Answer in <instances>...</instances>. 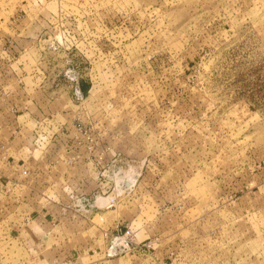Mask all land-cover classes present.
<instances>
[{"label": "rangeland", "instance_id": "374dc122", "mask_svg": "<svg viewBox=\"0 0 264 264\" xmlns=\"http://www.w3.org/2000/svg\"><path fill=\"white\" fill-rule=\"evenodd\" d=\"M37 8L0 0V44L16 15L36 42L11 48L19 110L0 103V264H264V0H45L53 29ZM44 116L65 128L35 149ZM81 126L105 136L107 160L75 140ZM24 161L52 169V198L67 184L99 198L76 214L92 222L41 203L45 190L8 191Z\"/></svg>", "mask_w": 264, "mask_h": 264}, {"label": "built area", "instance_id": "2783aa9c", "mask_svg": "<svg viewBox=\"0 0 264 264\" xmlns=\"http://www.w3.org/2000/svg\"><path fill=\"white\" fill-rule=\"evenodd\" d=\"M35 1L37 2V5H38L37 9L40 11L39 12L40 24H42V25L47 24V26H50L51 29L58 26L56 24V22L50 21L53 18H55L54 15H52L51 19H50L48 16H46L44 13L41 12V10H43L45 8V0H35ZM56 16L57 17L55 18V20L57 21L58 15H56ZM28 18H29L28 16H26L24 18L21 15H18V16L16 15L15 17H13L14 23L12 24V26H10V30H12L13 33L9 34L7 40H5L4 42H2L0 44V46L2 44H4L3 49L0 50V60L1 61L6 62L7 64H12V63L14 64L13 58H15L16 56L11 52L12 51L11 48H14L15 46H21L20 39L24 38L22 31L24 29H27L28 25L30 23H32V20L30 21V19H28ZM24 20H27L28 23L26 24L24 22ZM44 42L45 41H37V43L40 46H43L42 43H44ZM35 43L36 42H33L31 46H26V47L21 46V47L22 48L32 47V46H34ZM53 43H55V41H53ZM51 45H53V44H51ZM7 48H10V50ZM39 59H41V58H39ZM41 62H43V61H41ZM44 75H46L45 72H44ZM69 81H72V83L75 84V86H74L75 98L79 101L83 100L85 98V95L81 90L79 77L75 74H72L69 76ZM24 108H28V106L24 105ZM11 109L19 110V107L14 105L11 107ZM62 125H64V123L59 124V121L57 119L50 118V116L39 117L35 127L32 130V134H31V136H32L31 142H32L33 146H36L35 149H40V148L45 149L44 148L45 143L49 144L51 141H55V139H57V137L59 135L58 131L64 129L65 127H62L60 129L56 130V129H54V126L60 127ZM49 128H51V129H49ZM78 130H79L80 135H76L75 140L79 141L81 135L83 136V141H85V145L87 146L88 152L90 153L91 157H93V159L96 160V163L100 164L101 161L107 160V157L109 156L110 147H108V145H107L108 141H106L105 136H102V135L98 136L99 133L96 132L94 126H89L88 128H84L83 126H81L80 128H78ZM102 142L104 143L103 146H102ZM78 143H80V141ZM33 152L35 154V150ZM41 152H42V150H41ZM110 160H108V162H107L108 164H109ZM51 170L52 169L39 168V167L31 168L30 165L28 164V162L26 163L24 161L22 164H20L19 171H18V173H20L21 176L24 178V181H21V180L16 181L15 180L13 182H10L9 184L5 183V188H7L8 191H12V192H18L19 190L21 191L24 189L36 190L35 188H37V187L34 183L35 178L39 179L42 177L41 173L47 172V174H49L50 173L49 171H51ZM49 187L52 189V191L55 190V188L53 189L54 186L52 187L51 184ZM63 188H64L63 189V195L66 193V195L68 196V200H66V201L62 200V199H64V197L62 196V193L57 194L55 198H52L51 196L43 193V195H45L47 197V200L45 198V200H43L41 203L48 205V206H53V205L62 206L61 207L62 209L66 205H71L74 207V210H75V213L73 215V217H74L79 212V210H81V209H83L86 212H89L91 209L94 210V207L97 206L98 203L100 202L99 198L92 200L90 198V194L89 195L88 194H82V195L79 194V192L76 190V186L73 184H67ZM104 201H106V200H104ZM105 204H106V207H111L115 204V201H114V199H110V200H107L105 202ZM80 215L81 214H78L76 216L80 217ZM45 217L49 218L51 221H54V222L60 221L59 216L54 215L51 212L45 214ZM34 218L35 217L32 214H29L28 216H26L24 218V221L30 222V221L34 220ZM93 218H95V216ZM119 241H122V242H119ZM130 243H131V234L129 231H127L125 235L117 237L112 242V245L108 248L107 255L109 257L117 256L125 248H127L130 245ZM152 243H153V241H150L149 243H146L144 245L150 247Z\"/></svg>", "mask_w": 264, "mask_h": 264}, {"label": "crops", "instance_id": "0c3cea01", "mask_svg": "<svg viewBox=\"0 0 264 264\" xmlns=\"http://www.w3.org/2000/svg\"><path fill=\"white\" fill-rule=\"evenodd\" d=\"M34 2L37 4V2L34 0ZM32 24V23H31ZM34 41L30 38V39H26V38H22L20 39V44L21 46H31L32 43ZM21 46H15L14 48H12L13 51H15L16 49L19 50V47ZM16 48V49H15ZM18 72L16 71V69L13 67L12 64H7L6 62L4 61H1L0 60V103L6 105V101H7V104H8V110L11 109V102L9 103L8 100V96H10L9 94H14L15 92H12L10 89L9 91L7 90V87H9L10 84H13V82L15 81L16 79V74ZM34 90L38 89L39 86L36 85V86H32ZM34 91H32L33 93ZM6 100L5 102H1V100ZM32 123V122H31ZM8 126L10 127H13L11 124H13V122H7ZM35 126V125H34ZM12 138V136L10 137V139ZM1 142V140H0ZM47 173H41V178H35V185L37 186L38 189H40L41 191L45 190L44 192L46 193V195H49V191H52V189L49 187L50 186V183H47V182H50V178H47ZM34 185V184H33ZM40 185V186H39ZM40 187V188H39ZM44 193V194H45ZM70 220V217H66L64 216L63 218H60V221H64V222H69ZM73 220L76 222V223H79V222H92V217L89 216V217H75L73 218ZM13 241L16 240V239H12ZM56 251L55 248H49L46 249L48 252L49 251ZM32 251V249L30 250V252ZM32 253V252H31Z\"/></svg>", "mask_w": 264, "mask_h": 264}, {"label": "trees", "instance_id": "16d2710c", "mask_svg": "<svg viewBox=\"0 0 264 264\" xmlns=\"http://www.w3.org/2000/svg\"><path fill=\"white\" fill-rule=\"evenodd\" d=\"M81 90L84 93V95L87 93L88 86H84V81H80Z\"/></svg>", "mask_w": 264, "mask_h": 264}]
</instances>
